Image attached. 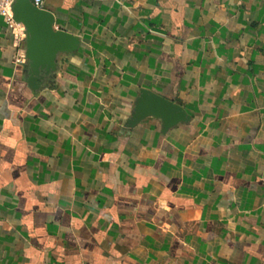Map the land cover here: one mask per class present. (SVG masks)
<instances>
[{
    "label": "crops",
    "instance_id": "crops-1",
    "mask_svg": "<svg viewBox=\"0 0 264 264\" xmlns=\"http://www.w3.org/2000/svg\"><path fill=\"white\" fill-rule=\"evenodd\" d=\"M42 1L79 45L32 89L0 17V264H264V0Z\"/></svg>",
    "mask_w": 264,
    "mask_h": 264
},
{
    "label": "water",
    "instance_id": "water-1",
    "mask_svg": "<svg viewBox=\"0 0 264 264\" xmlns=\"http://www.w3.org/2000/svg\"><path fill=\"white\" fill-rule=\"evenodd\" d=\"M13 19L25 29V58L28 61L27 83L38 89L40 81L56 70L57 56L78 48L79 40L66 31L54 29V15L35 7L31 0H15ZM159 118L165 129L189 119L178 104L147 90H141L128 125L146 117Z\"/></svg>",
    "mask_w": 264,
    "mask_h": 264
},
{
    "label": "built area",
    "instance_id": "built-area-1",
    "mask_svg": "<svg viewBox=\"0 0 264 264\" xmlns=\"http://www.w3.org/2000/svg\"><path fill=\"white\" fill-rule=\"evenodd\" d=\"M15 0H0V17L4 19L5 23L10 27L14 28L17 23L13 19L12 6ZM32 4L37 8H42V0H31ZM18 63L23 61V58L20 57L16 59Z\"/></svg>",
    "mask_w": 264,
    "mask_h": 264
}]
</instances>
